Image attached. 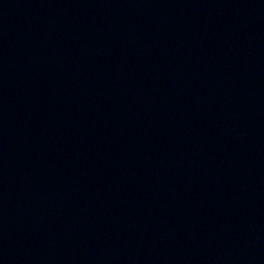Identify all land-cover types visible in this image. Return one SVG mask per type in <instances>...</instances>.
Wrapping results in <instances>:
<instances>
[{
    "label": "water",
    "instance_id": "obj_1",
    "mask_svg": "<svg viewBox=\"0 0 264 264\" xmlns=\"http://www.w3.org/2000/svg\"><path fill=\"white\" fill-rule=\"evenodd\" d=\"M0 264H264V0H0Z\"/></svg>",
    "mask_w": 264,
    "mask_h": 264
}]
</instances>
